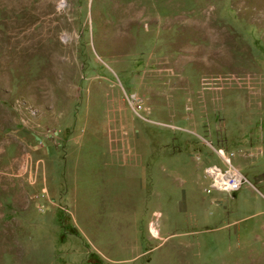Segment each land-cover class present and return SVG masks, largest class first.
I'll use <instances>...</instances> for the list:
<instances>
[{
    "label": "rangeland",
    "instance_id": "rangeland-1",
    "mask_svg": "<svg viewBox=\"0 0 264 264\" xmlns=\"http://www.w3.org/2000/svg\"><path fill=\"white\" fill-rule=\"evenodd\" d=\"M0 264H264V0H0Z\"/></svg>",
    "mask_w": 264,
    "mask_h": 264
},
{
    "label": "bare ground",
    "instance_id": "bare-ground-1",
    "mask_svg": "<svg viewBox=\"0 0 264 264\" xmlns=\"http://www.w3.org/2000/svg\"><path fill=\"white\" fill-rule=\"evenodd\" d=\"M223 180L226 181V182L231 183L230 186H229L231 189H235V188H237L239 186V180L235 179L233 177V175H230L229 177L228 176H223Z\"/></svg>",
    "mask_w": 264,
    "mask_h": 264
}]
</instances>
